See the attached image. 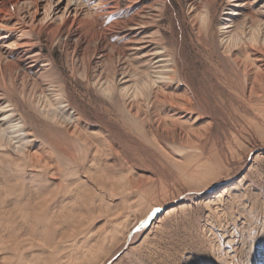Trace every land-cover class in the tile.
<instances>
[{
  "label": "rangeland",
  "instance_id": "374dc122",
  "mask_svg": "<svg viewBox=\"0 0 264 264\" xmlns=\"http://www.w3.org/2000/svg\"><path fill=\"white\" fill-rule=\"evenodd\" d=\"M185 1L172 0L166 8L167 36L171 12H183ZM119 2L113 14L99 17L102 26L140 5ZM39 3L0 30V63L14 59L23 40L50 55L74 93L69 111L80 113L78 139L93 146L71 150L64 128L19 106L36 130L35 144L51 147L59 169L18 170L12 159H0V234L7 244L20 239L25 246L21 255L0 247V263L19 254L20 264L23 258L28 264H243L242 251L250 245L255 263L264 264V153L257 149L264 145V95L245 96L242 78L185 27L184 53L193 65L187 77L200 82L205 104L140 106L138 113L133 107L131 116L80 84L58 45L35 33L66 17L90 19L98 0L77 13L67 0ZM175 87L167 95L183 93L182 83ZM37 194L46 198L40 208ZM95 254L98 259L88 258Z\"/></svg>",
  "mask_w": 264,
  "mask_h": 264
},
{
  "label": "bare ground",
  "instance_id": "6f19581e",
  "mask_svg": "<svg viewBox=\"0 0 264 264\" xmlns=\"http://www.w3.org/2000/svg\"><path fill=\"white\" fill-rule=\"evenodd\" d=\"M40 1L50 5L54 0H0V30H8L12 18L38 8ZM91 1L67 0V4L74 7L77 13ZM185 2L183 12H171L169 24L172 31L169 36L162 22L172 0H153L149 3L128 0L130 9L140 4L139 7L128 17L115 19L108 26H102L99 17L113 14L120 2L98 0V5L91 8L90 13L87 12L89 15L93 13L90 19L87 15L66 17L56 25L47 23L37 28L35 33L38 36L45 34L49 44L58 45L67 67L80 84L92 94L120 106V110L129 112L131 116L133 107L138 113L140 106L150 109L158 104L176 108L205 104L198 94L200 82L195 78L192 82L187 77L192 75L193 65L184 53L185 27L194 33L201 45L207 46L205 48L216 55L218 62L228 63L237 80L242 78L245 96L264 95V0ZM109 36H118L119 39L113 42ZM209 38L214 46L209 45ZM189 39H192L191 36ZM30 42H20L22 49L15 53V58L0 63V159H12L18 170L29 167L45 172L49 168L59 169V164L51 159L47 150L50 146L44 141L35 144L38 137L36 130L29 126L26 114L19 109L20 105L26 108L28 114L64 128V134L69 137L67 146L70 144L71 150L91 147L93 143L86 137L78 139L80 132L76 129V122L80 113L78 115L72 108L69 111V106L75 105L67 77L50 55L43 56L39 49H32ZM173 82L176 83V90L180 83L184 85L182 94L167 95V89L172 87ZM254 117L257 123V115ZM221 148L224 146L221 145ZM257 149L259 153H264V145ZM12 179L20 183L18 177L15 179L12 176ZM43 197L40 194L35 197L38 208L46 200ZM172 209L170 207L166 212ZM244 239L250 244L248 237ZM0 247L2 251L13 247L20 255V249L25 248L20 239L8 240L7 244L1 234ZM251 249L252 246L248 245L242 251L245 257L243 264H256ZM19 254H13L4 264H20ZM88 258L98 259V254ZM23 259L24 264H28L27 259Z\"/></svg>",
  "mask_w": 264,
  "mask_h": 264
}]
</instances>
